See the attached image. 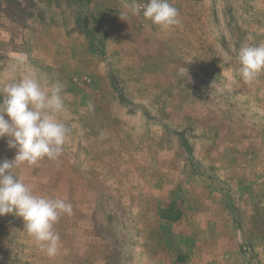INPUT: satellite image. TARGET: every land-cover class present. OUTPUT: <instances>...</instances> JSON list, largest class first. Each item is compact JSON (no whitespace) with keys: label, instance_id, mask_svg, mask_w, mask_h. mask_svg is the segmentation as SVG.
Masks as SVG:
<instances>
[{"label":"rangeland","instance_id":"1","mask_svg":"<svg viewBox=\"0 0 264 264\" xmlns=\"http://www.w3.org/2000/svg\"><path fill=\"white\" fill-rule=\"evenodd\" d=\"M133 3L83 0L92 38L72 0H0V89L61 81L70 130L59 161L13 172L74 210L54 257L0 216V264H264V74L244 83L236 58L264 43V0H170L166 30Z\"/></svg>","mask_w":264,"mask_h":264},{"label":"clouds","instance_id":"2","mask_svg":"<svg viewBox=\"0 0 264 264\" xmlns=\"http://www.w3.org/2000/svg\"><path fill=\"white\" fill-rule=\"evenodd\" d=\"M131 14L142 15L150 25L165 30L181 22L179 10L170 0H134ZM236 58L244 83L251 85L264 74V43L242 45ZM27 63V54L21 53L15 58L13 70ZM64 88L59 80L45 87L37 75L29 73L0 89V138H8L7 147L15 149L12 160L0 161V216L22 218L23 230L49 257L60 249L55 226L62 216L74 214L73 205L66 198L36 194L13 169L34 167L45 158L59 161L70 132L55 118L65 107ZM87 107L93 108L91 101Z\"/></svg>","mask_w":264,"mask_h":264},{"label":"trees","instance_id":"3","mask_svg":"<svg viewBox=\"0 0 264 264\" xmlns=\"http://www.w3.org/2000/svg\"><path fill=\"white\" fill-rule=\"evenodd\" d=\"M72 2H74L76 4V6H75V8H76V10H75V12H76L75 23L77 24V28L82 30V31H86V33L91 35L93 38V32L96 31L95 23L99 22V19L96 18L95 16H93L91 14V12L89 13V11H91L90 9H87V7H86V10H85V8L81 6V3L83 2V0H72ZM87 12H88V14L86 16ZM79 18H81V21L78 20ZM94 42L99 43L100 45L103 44L101 38L97 37V36H96V41L94 40ZM102 48H103V46H101V49ZM102 50H104V48Z\"/></svg>","mask_w":264,"mask_h":264}]
</instances>
